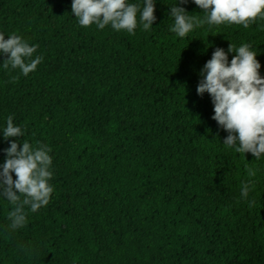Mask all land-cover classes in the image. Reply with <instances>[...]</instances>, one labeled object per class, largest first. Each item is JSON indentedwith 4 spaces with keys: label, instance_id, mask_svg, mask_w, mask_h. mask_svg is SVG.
Wrapping results in <instances>:
<instances>
[{
    "label": "trees",
    "instance_id": "trees-1",
    "mask_svg": "<svg viewBox=\"0 0 264 264\" xmlns=\"http://www.w3.org/2000/svg\"><path fill=\"white\" fill-rule=\"evenodd\" d=\"M175 3L155 0L153 29L130 35L79 26L72 0H0V33L43 57L25 77L0 55V165L13 141L46 144L54 188L16 230L0 197V264H264V157L225 148L211 97L196 91L230 43H251L264 77V20L182 39L169 31ZM10 115L24 137L4 139Z\"/></svg>",
    "mask_w": 264,
    "mask_h": 264
},
{
    "label": "clouds",
    "instance_id": "clouds-1",
    "mask_svg": "<svg viewBox=\"0 0 264 264\" xmlns=\"http://www.w3.org/2000/svg\"><path fill=\"white\" fill-rule=\"evenodd\" d=\"M189 0H176L170 6L173 21L169 31L179 38H186L196 28L219 26H243L245 29L264 20V0H191L203 10V15L188 14L182 4ZM72 14L81 27L96 25L100 30L106 26L117 32L135 34L137 27L149 31L156 21L155 0H143V5L128 3V0H72ZM38 45H29L21 36L10 34L7 39L0 33V55L7 57L2 64L5 70H19L27 77L42 62V56H35ZM228 53H234L229 64ZM257 52L251 43L239 47L230 43L227 53L216 48L210 60L201 69L197 95L207 93L214 106L211 117L228 135L223 146L237 154L251 153L256 160L264 157V77L260 75L261 65ZM19 75L10 80L15 83ZM5 140L24 137L21 127L13 123V116L7 118L3 129ZM5 162L0 165V197L13 207L8 213L9 228H23L27 211L36 213L47 206L54 191L49 183L51 171V148L46 144L36 147L24 140L16 141L4 150ZM15 173L16 179L12 174ZM254 176L255 172L250 171ZM241 198L247 200L251 191L250 182L241 185ZM19 193V195L17 194ZM255 201H249L254 206Z\"/></svg>",
    "mask_w": 264,
    "mask_h": 264
}]
</instances>
